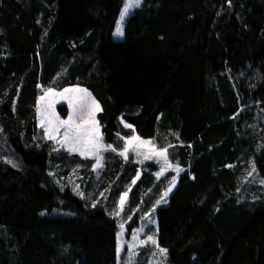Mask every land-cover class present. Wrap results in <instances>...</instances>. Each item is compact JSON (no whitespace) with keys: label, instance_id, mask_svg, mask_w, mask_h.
I'll return each mask as SVG.
<instances>
[{"label":"trees","instance_id":"1","mask_svg":"<svg viewBox=\"0 0 264 264\" xmlns=\"http://www.w3.org/2000/svg\"><path fill=\"white\" fill-rule=\"evenodd\" d=\"M122 1L0 0V264H116L117 195L131 208L166 185L106 151L89 200L92 159L35 123L40 87L69 84L98 101L103 141L134 132L181 166L154 209L168 264H264V189L243 182L264 176V0H141L113 39Z\"/></svg>","mask_w":264,"mask_h":264},{"label":"rangeland","instance_id":"2","mask_svg":"<svg viewBox=\"0 0 264 264\" xmlns=\"http://www.w3.org/2000/svg\"><path fill=\"white\" fill-rule=\"evenodd\" d=\"M128 2V0H123L121 7L116 15V18L114 20L113 28L111 31V37L113 39H119L122 36L115 35L117 32L118 27H122L123 29V22L127 15L131 12L133 7L136 5L133 4L132 7L129 8L128 13L124 16L123 20H121V13L123 9L125 8V4ZM65 88H81V89H86L87 92L91 95L92 98L94 96L91 94V92L84 86L78 85V84H69L61 87L60 89H54L50 87H40V92L37 95L36 101H35V123L36 125L41 129L43 136L47 138L45 135V127L42 126L41 124V112L46 105H48L51 102H55L52 104V107L48 109L49 113L55 112V115L59 117L61 120H66L69 116V113L72 111L71 108L68 106V100L64 97H61L59 95L55 94H49L48 96L45 97L44 100H41V97L45 96V93L48 92L49 90H52V93H60L63 92ZM71 95V94H65ZM95 99V98H94ZM96 100V99H95ZM97 101V100H96ZM65 103L66 105V112L63 116H60L58 114L56 104L57 103ZM98 102V101H97ZM87 118V117H86ZM96 119V118H95ZM122 123L124 125H129L127 122L122 120ZM64 129L61 128L60 132L57 134V140H60L62 138ZM138 136L141 140H148L151 141L152 143L149 145L141 146L139 148V151L141 152L140 156L136 155V142H133V145L130 147L128 154H127V159L130 161H134L137 163L138 168L144 165V167L150 165L152 167V173L154 174L155 178H160V177H166L165 180L166 185L162 187L157 196H154L155 199H150L148 200V203L146 202H141L139 206H133L131 208H127V200H128V195L126 199V203L124 205L123 211L120 212V215H115L117 211H119V199L120 196L127 192V190L121 191L116 198V208L113 211V215L115 216L116 219V231H115V255H116V264H168L167 262V253L166 254H161L156 245L152 244L151 242H146V243H141V241H145L147 236H152L155 240V217H154V209L157 205L163 204L165 202L161 201L159 204L157 201L161 200V197L164 195V193L169 189L173 188V186L176 183L177 180V174L181 170V166L176 164L175 162L171 161L169 157L167 156V165L166 171L161 174L157 175V173L160 172L162 164H164V158L160 156L154 155L155 152H159L161 150L166 149L165 147H156L153 143V141L150 138L142 137L134 132L128 136L125 137L123 146L119 149H114L113 147L111 149H102L100 152V156L102 157V166L97 169H93V164L95 163V156L94 155H87L84 157H89L92 159V170H93V176L88 182L89 184V195L88 197L90 198L89 200L94 203L96 198L98 199L102 189L101 188H96L95 181L99 177V174L101 172V169L104 165V154L106 151H112L116 155H119L122 159L125 160L124 155L121 153L124 151L126 147V141L129 140L130 138ZM48 139V138H47ZM49 140V139H48ZM52 144L54 145L55 148H62L67 152H70L67 148V146L62 147L60 144L56 142V140H50ZM0 142H2L0 140ZM102 143L106 145H111L108 142H105L102 140ZM112 146V145H111ZM0 149L3 151V158L9 161H13L14 159L12 158V155L7 152L6 150L7 147L5 145L0 146ZM114 149V150H113ZM71 153V152H70ZM82 156L79 152H74ZM147 154H153L152 159H145V155ZM159 161V162H158ZM147 163V164H146ZM170 165V167L168 166ZM48 173L53 176V180L56 183V185L62 189L63 187L67 186L71 192H73L75 195L78 197H81L84 192L82 191V186H80V181L81 179L78 177V174L74 175L71 173H67L66 175H54L52 170H48ZM139 172H136L134 177L132 178V181H134L137 178V174ZM251 173V175H249ZM173 178H175V183L173 184ZM164 180V181H165ZM243 182H244V187H247L250 184H258L261 189H264V176H260L257 171L250 166L248 170H246L245 175L243 176ZM92 192V193H91ZM170 192V191H169ZM168 192V193H169ZM93 193H95L94 196ZM92 198H91V196ZM168 195V194H167ZM164 200L167 201V196L164 197ZM53 213H57V211H54ZM149 214V215H146ZM129 217H131L129 219ZM123 224L124 228L121 230L120 225ZM122 232V235H121ZM135 237V238H134ZM161 248H164L162 246H159ZM119 248V251H118ZM165 249V248H164Z\"/></svg>","mask_w":264,"mask_h":264},{"label":"snow or ice","instance_id":"3","mask_svg":"<svg viewBox=\"0 0 264 264\" xmlns=\"http://www.w3.org/2000/svg\"><path fill=\"white\" fill-rule=\"evenodd\" d=\"M141 0H128L125 4V8L121 13V20H123L124 16L128 13L130 7L135 5H139ZM115 35L123 36L122 27L117 28V32ZM49 94L59 95L68 100V106L72 109L69 113V116L66 120H61L59 117L55 115V112L49 113L48 109L52 107V104L55 102H51L46 105L41 112V124L45 127V135L49 140H56L58 144L62 147L67 146L70 152H79L82 156H87L89 154L95 156V163L93 164V169L100 168L102 166V157L100 156V152L102 149H111V145H104L102 143L103 136L100 132L99 122L95 119L96 113L102 111L99 103L91 97V95L87 92L86 89L81 88H65L63 92L60 93H52V90H49L45 93L44 97H41V100H44L46 96ZM71 94V95H65ZM87 117V118H86ZM126 127H131V125H125ZM63 128V135L60 140H57V134L60 132V129ZM133 142H136V155L140 156L141 152L139 148L141 146L149 145L152 142L148 140H141L138 136H134L126 141V147L124 151L121 153L124 155L125 159H127V154L130 147L133 145ZM114 150V149H113ZM154 155L160 156L164 158V164H162L160 172L157 175H161L166 171L165 165H167V150H161L159 152H155ZM153 154L145 155V159H152ZM159 162V161H158ZM170 167V165H168ZM251 175V173H249ZM139 173L137 174V178ZM135 181H133L134 183ZM175 183V178H173V184ZM171 191L169 188L164 195L161 197L160 201H157L159 204L161 201L166 202L164 197L167 196L168 192ZM128 193L125 192L120 196L119 199V211L115 213V215H120V212L123 211L124 205L126 203ZM146 215H149L146 213ZM131 217H129L130 219ZM121 230H123L124 225H120ZM122 235V232H121ZM135 238V237H134ZM151 242L156 245L158 251L161 254H166L167 249L159 247L157 241L152 236H147L145 241H141V243ZM119 251V248H118Z\"/></svg>","mask_w":264,"mask_h":264}]
</instances>
